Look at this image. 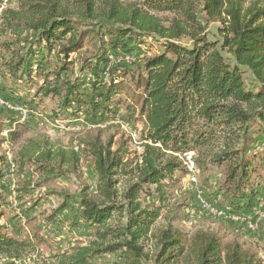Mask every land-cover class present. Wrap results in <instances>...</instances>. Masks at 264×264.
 <instances>
[{
	"label": "trees",
	"instance_id": "obj_1",
	"mask_svg": "<svg viewBox=\"0 0 264 264\" xmlns=\"http://www.w3.org/2000/svg\"><path fill=\"white\" fill-rule=\"evenodd\" d=\"M246 2L18 0L15 9H1L4 27L31 33L25 48L7 46L10 57L1 63L19 82L30 83L33 73L42 78L34 87L35 98L56 99L60 112L83 110L89 121V116L106 117L123 106L134 124L143 126L142 152L135 159L113 149L112 139L104 140L98 128L87 131L76 148L42 137L17 151L19 174L32 178L27 164L38 173L14 190L18 199L41 183L76 174L82 155L91 160L88 177L96 195L87 186L77 196L62 195L46 220L60 229L62 212L72 210L68 229L91 227L94 240L55 255V264H91L113 253L119 264H144L147 245L157 264H178L187 252L196 256V264H260L235 246L222 255L212 234H196L187 246L186 236L171 223L153 228L186 175L185 153H193L196 174L202 177L221 169L220 182L206 176L204 183L220 187L225 206L251 214L264 193L257 180L264 174V0L245 7ZM84 21L95 28L80 30ZM214 23L220 39L211 40L207 29ZM88 37L99 47L80 60L77 54ZM128 55L135 61L118 60ZM50 58L54 64L45 73L43 63ZM4 96L0 91L2 101ZM4 165L3 156L0 256L19 259L33 245L1 223L12 194L2 182Z\"/></svg>",
	"mask_w": 264,
	"mask_h": 264
},
{
	"label": "rangeland",
	"instance_id": "obj_2",
	"mask_svg": "<svg viewBox=\"0 0 264 264\" xmlns=\"http://www.w3.org/2000/svg\"><path fill=\"white\" fill-rule=\"evenodd\" d=\"M18 0H8L3 4L4 9H15ZM253 0H247L245 7ZM163 16V15H162ZM165 17V16H163ZM89 22H83L80 30L94 29ZM218 24H210L207 31L208 37L211 40L220 39L217 33ZM31 33L27 30L21 32H14V30L4 27L0 20V91H3L4 105H0V157H6L7 154L11 156L14 162V157L17 151L26 147L31 141L40 140L42 137L46 138L53 145L62 147L78 146L79 141L85 138L87 131L99 129L104 140L111 138L113 142V149H121L122 155L125 159H135L142 152L141 147V131L143 126L140 123L134 124L130 115H126L123 106H118L117 109L112 110L106 117L95 116L83 119L85 123L98 124L99 127L91 129H77L70 124V116L60 115L59 120L62 121L63 128H52L50 125L38 126L37 114H46L48 118H56V99L50 97L41 99L35 98V86L40 85L42 78L35 77L32 74L31 82L24 80L22 82L17 79H12L2 66V60L8 59L10 53L6 52L7 46L15 44V49L25 48L28 46ZM182 44L189 45L187 40L181 41ZM99 47V44L94 39L88 37L85 41V48L77 55L80 60L83 57L91 56ZM25 52L23 51L22 54ZM75 57V56H74ZM53 60L46 59L43 63V70L47 73L52 65ZM36 65L33 64V69ZM244 77H248L245 75ZM131 91L128 92L130 98ZM39 104H34L36 101ZM19 102L22 104H19ZM36 102V103H37ZM15 107H22L24 111L29 113L27 122L18 121V113L14 110ZM55 111V112H54ZM59 112V111H57ZM86 116V114H85ZM72 117V116H71ZM64 121V122H63ZM23 122V123H22ZM81 124V123H78ZM16 134V136L13 135ZM28 147V146H27ZM15 164V162H14ZM16 170L11 174L13 183L9 187L14 186L12 190L20 187L23 181L37 179V170L30 164L26 165L28 175L19 174ZM92 171V164L89 158L81 157L80 167L76 174H68L65 178L53 179L45 183H41L39 188H34L32 193L21 198H13V195H8L7 199L11 202L9 208L3 211V218L1 223L5 224L14 237L18 239H27L33 245L28 251L23 253L19 259H8L0 256V264H55L53 257L57 254H62L68 251L73 245H85L94 240V230L90 227L83 231L82 228L77 230L68 229L69 220L66 219L71 216V211L64 210V222L60 229L50 224L46 217L56 209L61 202L62 195H74L82 193L84 187H89L88 193L96 195L94 191V182L88 177V173ZM26 174V173H25ZM215 177L211 182H220L222 179L221 169H210L208 174L204 177L196 174V182L203 187L209 201L216 206H225L222 194H219L218 185L213 186L204 183L205 177ZM258 185H264V174L260 173L257 178ZM35 181V180H34ZM216 182V183H217ZM36 184H38L36 182ZM179 189L174 194L169 206L163 210V217L159 219L153 226L154 229L162 228L166 223H171L174 227L179 229L187 239V246L191 243L193 237L199 233L212 234L219 242L222 255L225 254L231 247H238L240 251L252 256L255 261L264 264V221L260 223L258 231L254 233H247L243 230L236 229L234 226L224 223L219 220H213L205 213L201 212L196 207L193 199V187L189 183L185 175L180 179L178 184ZM32 187L34 184L32 182ZM11 190V189H10ZM224 191V190H222ZM15 192V191H14ZM14 199L16 203H14ZM80 233H83L82 236ZM86 235V236H85ZM151 246V245H150ZM147 245V260L144 264L155 263V252ZM118 253L107 254L100 259L91 261V264H119ZM196 256L187 252L185 259H180L178 264H196Z\"/></svg>",
	"mask_w": 264,
	"mask_h": 264
},
{
	"label": "built area",
	"instance_id": "obj_3",
	"mask_svg": "<svg viewBox=\"0 0 264 264\" xmlns=\"http://www.w3.org/2000/svg\"><path fill=\"white\" fill-rule=\"evenodd\" d=\"M7 1L8 0H4L3 4L6 3ZM3 4L0 7V12L1 9L3 8ZM121 59L127 63H132L135 61V58L130 55L124 56L122 58L121 57L118 58V60ZM0 105H4V101H2L1 99H0ZM14 110L19 115L18 121L27 122L28 116L30 114L24 111V108L15 107ZM60 115L70 116L69 121L72 127L74 126L73 128L91 129V128L99 127L98 124L88 125V123H85L83 119H85L86 116L83 110L76 111L73 108L69 109L66 113L60 111L57 112L56 118L54 119L48 118L46 114L39 113L37 114L38 122L36 124L38 126L50 125L52 128H56V129L63 128L61 126L62 121L58 119ZM181 160L183 161L187 179L193 187L194 202L196 203L198 209H200L201 212L205 213L208 217H210L213 220H219L224 223L230 224L234 226L236 229L243 230L247 233H254L258 231L260 223L264 221V193L256 198L255 201L256 204L255 207L252 208L251 214H242L227 206L213 205L207 198L205 190L202 187H200L196 182V171L193 162V153L189 152L183 154L181 156ZM15 170H16V166L13 160H11V156L7 154L5 157V165L2 171L3 172L2 182L8 184L13 183V178L11 174ZM12 188H14V186L10 187V189L12 191L13 198H16L17 194L16 192H14V190H12ZM13 202L16 203V200L14 199Z\"/></svg>",
	"mask_w": 264,
	"mask_h": 264
}]
</instances>
